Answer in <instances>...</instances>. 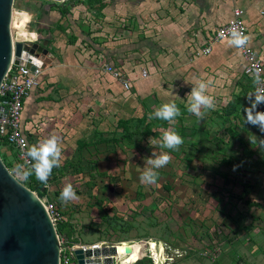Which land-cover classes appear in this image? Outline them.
<instances>
[{
    "label": "rangeland",
    "instance_id": "374dc122",
    "mask_svg": "<svg viewBox=\"0 0 264 264\" xmlns=\"http://www.w3.org/2000/svg\"><path fill=\"white\" fill-rule=\"evenodd\" d=\"M102 1H108L110 10L117 7L114 0ZM135 2L108 12L115 15L108 18L87 0H69L64 9L49 0H14L13 8L21 11L12 20L13 40L28 37L26 28L47 40L44 72L60 73L68 85L60 88H73L77 99L70 118L44 116L29 141L33 145L53 134L61 141V164L46 183L45 197L61 212L62 223L72 227V244L123 245L115 264H151L152 251L160 256L156 264H264V150L248 140L261 134L244 125L247 100L239 115L229 119L232 124L219 119L224 116L222 92L203 121L189 114L186 95L194 83L193 69L216 60L189 61L179 51L173 61L148 70L143 59L150 56L142 45L146 36L156 39L149 24L161 16L176 21L185 15L190 21L191 1ZM254 11L242 16L250 33ZM191 33L189 27L183 34L193 37ZM134 42H139L135 49ZM111 52L117 61L107 56ZM107 66L131 79L128 91L105 75ZM143 70L146 78L140 76ZM168 101L181 109L173 127L184 143L170 152L172 160L159 170L157 183L145 185L139 180L144 158L152 148L160 150L148 144L149 137L158 139L160 129L169 127L148 117ZM126 119L130 131H137L130 140L121 139L124 130L118 126ZM0 154L14 163L9 171L24 182L10 149L0 146ZM68 182L79 199L65 204L59 196Z\"/></svg>",
    "mask_w": 264,
    "mask_h": 264
},
{
    "label": "crops",
    "instance_id": "0c3cea01",
    "mask_svg": "<svg viewBox=\"0 0 264 264\" xmlns=\"http://www.w3.org/2000/svg\"><path fill=\"white\" fill-rule=\"evenodd\" d=\"M128 1L131 0H114L113 3L117 5L115 10H110L108 8V1H102V12L108 18H113L115 15H111L108 12H120L123 9L122 7L120 8V6L128 5ZM132 1H138L135 2V5L138 3V5H141L147 0ZM176 1H191L188 7V10L190 9L192 13V16H190V21L186 20L185 18L187 16L183 15L181 19L178 18L176 20L177 22L168 18L167 16H161L160 19L157 20L158 23L150 22L149 26L152 28L154 34H156L157 37L156 39L152 40L151 37L146 36L145 42L147 41V43L142 45L146 50L144 53L150 56V60L148 61L143 59L145 62L144 65L147 66L148 70H151V68L154 65L156 66L158 62L160 65H162L165 62L168 64L170 62L168 60L173 61L174 58L177 57L176 54H179V51L184 54L183 56H186V59L189 61L191 58H195V52L206 46V44L213 37L216 29L228 23L234 8H240L243 10V12L247 11L248 9H251V11L256 9L257 13H254V20L251 18V22L248 23H253V32H249L246 24L245 27L247 30V35L250 37L249 41L251 47L254 49L257 56L263 61L264 64V0ZM29 16L31 18L30 14ZM259 19L263 20L262 23H260L261 21H259ZM189 27L191 28L192 33L195 35H193V37H189V35L186 34V39L183 33H187ZM24 30L28 32L27 28ZM35 32L38 34L37 31ZM202 32L203 34H201ZM253 38L256 39L254 43ZM134 43L133 45L135 46V49L139 45V42ZM134 49L131 51H134ZM112 53L114 52L107 54V56L110 55L113 60L117 61V59L113 57ZM160 54L165 56H159L158 58L156 55ZM207 58L216 60V62L208 63L207 67L201 64H196L195 67L193 65L195 68L193 69V77H196V75L201 77L199 73H203V76L207 75L208 80H211L208 94L212 95L214 98L217 96V94H221V92L223 93L222 110L224 116L221 115L219 119H224V122L227 121L225 123L228 124L229 119L233 118V116L239 115V112L243 108L248 94L253 91L252 79L243 75V59L237 48L229 45L226 40L215 44L212 47V52L209 56L200 57V59ZM204 69L205 71H203ZM44 71L41 76L39 86L30 93L23 106V131L27 134L29 139L33 137L32 134L34 133L32 132H34V128L38 126L37 124L39 120L43 119L44 116H52L55 118H60L61 120L70 118L74 111V103L77 101L76 96L73 94V88H69V91L64 88H60L61 86H64L65 88L68 87V85L64 83L66 79L61 78L60 73L50 75ZM136 72L139 73L138 67L136 68ZM121 74L123 73L121 72ZM146 74L147 76L149 75L147 72ZM105 75L108 76L109 79H112L116 84L120 85L109 74L106 73ZM124 76L131 82L129 77L126 75ZM229 124H232L231 121H229ZM228 131L231 133V129Z\"/></svg>",
    "mask_w": 264,
    "mask_h": 264
},
{
    "label": "water",
    "instance_id": "95a60500",
    "mask_svg": "<svg viewBox=\"0 0 264 264\" xmlns=\"http://www.w3.org/2000/svg\"><path fill=\"white\" fill-rule=\"evenodd\" d=\"M64 4L68 0H49ZM14 0H0V84L10 66L18 65L24 52L48 53V41L40 44L14 43L12 37ZM1 110V108H0ZM1 116V114H0ZM76 264H115V246L74 251ZM60 241L56 227L41 198L13 175L0 157V264H59ZM153 264V263H151Z\"/></svg>",
    "mask_w": 264,
    "mask_h": 264
},
{
    "label": "clouds",
    "instance_id": "9594fccd",
    "mask_svg": "<svg viewBox=\"0 0 264 264\" xmlns=\"http://www.w3.org/2000/svg\"><path fill=\"white\" fill-rule=\"evenodd\" d=\"M221 39H226L228 44L237 48L247 47L250 37L245 32L233 25L227 31L219 33ZM253 91L246 98L247 106L243 108L244 125L258 129L260 136L252 134L248 140L251 145H256L259 151L264 150V111L260 110L264 106V68L259 64H252L250 68ZM211 80H204L194 77L191 91L186 95V111L203 121L206 112L215 110L216 101L212 95L208 94ZM174 95V94H173ZM178 97L177 95H174ZM181 109L175 101L165 102L154 109L149 114V119L166 122L169 127L161 128V135L157 139L149 137L148 144L157 145L160 149L151 152L149 157L144 158V167L141 170L139 180L145 185H154L159 178V170L166 167L172 160L170 152L178 151L184 140L173 127L177 123V118L181 116ZM26 163L17 165V172L24 179L33 175L41 183H47L54 168L60 167L62 148L60 138L53 134L48 138L40 140L36 144L30 145L25 152ZM59 199L63 203L78 200L79 197L72 183H65L61 189Z\"/></svg>",
    "mask_w": 264,
    "mask_h": 264
},
{
    "label": "built area",
    "instance_id": "2783aa9c",
    "mask_svg": "<svg viewBox=\"0 0 264 264\" xmlns=\"http://www.w3.org/2000/svg\"><path fill=\"white\" fill-rule=\"evenodd\" d=\"M19 12H13L12 20H15V15ZM243 10L234 8L232 10L231 18L225 25L216 29L213 37L206 44L205 47L195 52V58L207 57L212 52V47L220 41L226 40L219 37L221 31H227L233 25L242 29L247 35V30L243 21ZM28 37L14 38V43L35 44L41 43L39 34L35 31H28ZM16 37V36H15ZM227 41V40H226ZM243 59L244 69L243 74L246 77H251L250 68L252 64H259L264 68L263 61L257 56L256 52L250 45V41L246 48L237 49ZM25 56H20L18 65H11L6 75L0 84V139H4L8 146H10L16 153V158L22 164L26 163V148L29 146V137L23 131L22 125V111L24 102L30 93L39 86L40 79L44 71L43 58L37 53L31 54L24 52ZM105 72L109 74L115 81H117L124 91H128L131 87V82L120 71L111 66L105 68ZM142 77H146L145 71H142ZM264 111V106H261ZM44 208L49 215L53 224L62 223V215L57 209L56 205L49 201L46 197L41 198ZM60 241V259L59 264H76L74 251L76 249L85 250L87 248H100L99 245L92 246H77L68 244L62 238Z\"/></svg>",
    "mask_w": 264,
    "mask_h": 264
},
{
    "label": "trees",
    "instance_id": "16d2710c",
    "mask_svg": "<svg viewBox=\"0 0 264 264\" xmlns=\"http://www.w3.org/2000/svg\"><path fill=\"white\" fill-rule=\"evenodd\" d=\"M79 3H83L82 1H77ZM87 2L89 4H93V3H97L98 4V10H101L103 8V3L102 0H87ZM63 11V10H61ZM64 14V11H63ZM131 121L126 119V120H121L118 123L119 128L124 130V134L122 135L121 139H127L130 140L131 137H133L134 135L137 134L136 130L130 131L129 129V125H130ZM149 127V125H146V128ZM114 141V140H113ZM100 142H108L107 139L105 140H100ZM0 146H7L10 151L12 152V156L14 157V160L16 161L17 165H21L22 163L19 162L16 158V153L15 151L7 145L6 141L4 139H0ZM1 159L3 160L4 164L6 165V167L10 170L11 166L14 164L12 163H7L5 161L6 157L5 155H1L0 154ZM17 168V166H16ZM23 185H25L30 191L35 192L38 197L40 198H44L47 194V188H46V183H41L40 181H38L35 176L33 175L32 177L28 178L27 180L24 179V182H21ZM57 207V206H56ZM58 209V208H57ZM59 210V209H58ZM61 213V212H60ZM56 232L58 234V236L60 238H64L65 241H67L68 244H72L75 243L74 241L71 240V235H72V227L70 225H68L67 223H60L56 225Z\"/></svg>",
    "mask_w": 264,
    "mask_h": 264
},
{
    "label": "bare ground",
    "instance_id": "6f19581e",
    "mask_svg": "<svg viewBox=\"0 0 264 264\" xmlns=\"http://www.w3.org/2000/svg\"><path fill=\"white\" fill-rule=\"evenodd\" d=\"M114 246H115L116 251H117V256L119 257L120 256V253H119L120 249H119V247H121L123 245L117 243V244H114ZM159 257L160 256H159V254L156 251H152V257H150V258L152 259L153 264H156V262H157V260H158Z\"/></svg>",
    "mask_w": 264,
    "mask_h": 264
},
{
    "label": "flooded vegetation",
    "instance_id": "af4514ba",
    "mask_svg": "<svg viewBox=\"0 0 264 264\" xmlns=\"http://www.w3.org/2000/svg\"><path fill=\"white\" fill-rule=\"evenodd\" d=\"M68 1H69V0H68ZM66 3H67V2H65L64 4L61 5V9L66 8ZM42 41H43V40H41V42H42Z\"/></svg>",
    "mask_w": 264,
    "mask_h": 264
}]
</instances>
